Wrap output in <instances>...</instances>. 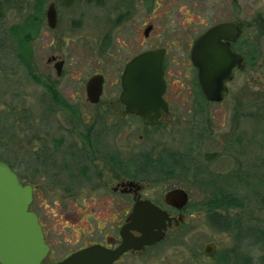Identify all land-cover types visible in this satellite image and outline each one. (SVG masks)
Here are the masks:
<instances>
[{
	"label": "rangeland",
	"instance_id": "rangeland-1",
	"mask_svg": "<svg viewBox=\"0 0 264 264\" xmlns=\"http://www.w3.org/2000/svg\"><path fill=\"white\" fill-rule=\"evenodd\" d=\"M253 2L239 0L241 21ZM51 3L57 11L55 29L47 22ZM187 4V0H0V161L16 166L24 180L34 178L30 153L45 144L46 131L77 123L49 99L45 87L49 81L57 79L62 98L82 117L89 116L98 107L85 101L87 82L101 74L105 96L120 92L127 62L148 50L140 46L145 26L154 21L153 37L159 38L158 45L165 44L172 39L173 26L186 24ZM262 43L255 54L264 60ZM51 56L64 62L60 77L53 65L48 67ZM253 72L262 77L260 82L240 73L222 103L195 97L177 100L171 124L142 132L135 117L124 121L129 144L143 135L140 164L143 183L150 184L148 197L163 205L165 192L181 188L192 199L177 236L185 233L186 240H176L189 249L176 247L177 259L184 261L191 254L204 259L203 264H253L245 248L257 247L262 253L259 264H264V65L256 64ZM188 90L197 92L191 84ZM56 136L54 132V140ZM135 152L128 154L127 164L134 175L139 170ZM214 197L222 206L228 205L224 203L228 197L235 204L231 209L221 206L211 221L208 204ZM50 206L47 212H52ZM209 241L217 245L212 260L202 256Z\"/></svg>",
	"mask_w": 264,
	"mask_h": 264
},
{
	"label": "flooded vegetation",
	"instance_id": "flooded-vegetation-1",
	"mask_svg": "<svg viewBox=\"0 0 264 264\" xmlns=\"http://www.w3.org/2000/svg\"><path fill=\"white\" fill-rule=\"evenodd\" d=\"M216 1L187 0L188 7L184 9L186 24L181 28L173 26L172 39L161 46L156 42L159 38L153 37L154 21L147 24L141 34L140 46L148 48L142 53L164 51L162 69L165 92L162 99L165 106L161 110L162 119L155 125H147L139 115L127 113V107L120 99L122 75L120 92H111L110 95L105 96V87H103V94L95 104L89 102L86 93V103L92 108L98 107L97 111L90 110V115L87 117L84 115L82 117L76 108L70 107L65 98H62L58 92L60 89L57 79H51L54 82L49 81L45 86L49 99L56 104V107L61 108L60 111L64 110L71 114V117L76 118L77 123L73 127L62 126L56 131H46L45 144L42 147L35 146L30 153V164L32 169H35V173L32 174L34 178L30 181L21 178L16 166L7 164L16 173L22 185L32 190L29 210L37 216L45 243L49 248L41 264H60L92 247H101L110 252L117 251L124 244L126 228L131 223L129 217L134 212L135 206L139 207V203L145 201L167 213L168 218L161 227L164 234L162 239L142 249L120 254L113 264H203L205 262L204 259L201 261L197 257H191V254H186L187 258L184 261L176 258L174 253L176 247L189 249L179 242L180 239L186 240V234L184 233L181 238L177 236L185 226L184 210L192 199L184 189L189 195L188 204L178 209L166 203V192L162 198L163 205L148 197L150 184L143 183L144 173L140 164L142 152L139 150V144L143 140V135L138 137V142L135 144H129L128 130L124 121L129 117H135L138 125L139 121L141 123L142 132H146L159 124L172 123V117L177 113L175 108L177 100L195 97L207 101L199 84L198 71L192 62V53L197 40L218 25L230 24L240 31L236 39L223 41L229 43L231 50L243 58L242 69L236 71L233 80L228 84V94L229 85L240 73H247L254 83L260 82L262 77L256 76L253 70L256 64L259 67L264 65V60L255 54L256 51H261L264 42V0L257 2L254 0L253 9L248 4L247 15L243 21L240 20L239 0ZM258 4H260L259 8ZM151 10L153 13L157 12L155 8ZM209 16L212 17L211 23H206ZM156 18L157 16L153 15L152 19ZM58 62L56 56H51L48 59V67L53 65L55 69ZM118 83L116 82L114 86ZM189 84L196 87L197 92L192 93L188 90ZM52 111L47 110V113L51 114ZM54 132L57 135L56 140L52 137ZM15 140L16 136L13 134L12 141ZM134 152L139 155V173L135 175L128 173L127 170L128 154L133 155ZM49 206L52 212L46 211ZM130 233L138 240L141 237L139 230H131ZM178 239L179 241L176 242ZM209 244L214 248V253L210 256L205 254ZM216 250V243L209 241L203 248L202 256L212 260L216 257Z\"/></svg>",
	"mask_w": 264,
	"mask_h": 264
},
{
	"label": "water",
	"instance_id": "water-1",
	"mask_svg": "<svg viewBox=\"0 0 264 264\" xmlns=\"http://www.w3.org/2000/svg\"><path fill=\"white\" fill-rule=\"evenodd\" d=\"M47 22L51 29L57 25L55 3L47 10ZM240 31L230 24L218 25L201 36L193 48L192 62L198 71L201 90L211 103H222L228 94V84L236 71L242 69L243 58L231 50L229 43ZM164 51L145 52L133 58L122 74L121 101L130 115H139L145 124L155 125L162 119L165 92L162 69ZM64 62L55 65L61 76ZM105 79L93 76L86 84L89 102L95 104L103 94ZM166 109V108H165ZM189 195L184 189H172L165 193L167 204L182 209L188 204ZM32 190L22 185L16 173L0 161V264H41L49 252L37 216L31 212ZM167 213L145 201L135 206L129 217L124 244L115 252L101 247L81 251L60 264H113L122 253L142 249L160 241L162 223ZM139 230V240L130 232ZM214 253L212 244L205 254Z\"/></svg>",
	"mask_w": 264,
	"mask_h": 264
},
{
	"label": "trees",
	"instance_id": "trees-1",
	"mask_svg": "<svg viewBox=\"0 0 264 264\" xmlns=\"http://www.w3.org/2000/svg\"><path fill=\"white\" fill-rule=\"evenodd\" d=\"M224 203H226V204H228L227 206H222L221 204H220V202L219 201H217V198L216 197H214L213 199H212V201H210L209 202V204H208V207H209V209H208V214H209V219L211 220V221H214V220H216V218H217V216H218V210H222L221 209V206L222 207H224L225 209H231L233 206L232 205H234L235 203L233 202V198L232 197H228L227 198V202H224ZM216 222V221H215Z\"/></svg>",
	"mask_w": 264,
	"mask_h": 264
},
{
	"label": "clouds",
	"instance_id": "clouds-1",
	"mask_svg": "<svg viewBox=\"0 0 264 264\" xmlns=\"http://www.w3.org/2000/svg\"><path fill=\"white\" fill-rule=\"evenodd\" d=\"M247 245V242H245ZM246 251L253 257V264H259V257L262 255L260 250L257 247H246Z\"/></svg>",
	"mask_w": 264,
	"mask_h": 264
}]
</instances>
